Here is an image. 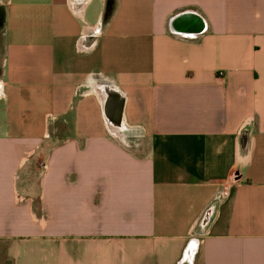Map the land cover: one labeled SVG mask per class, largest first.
<instances>
[{
  "label": "crops",
  "instance_id": "obj_1",
  "mask_svg": "<svg viewBox=\"0 0 264 264\" xmlns=\"http://www.w3.org/2000/svg\"><path fill=\"white\" fill-rule=\"evenodd\" d=\"M0 17V264H264V0Z\"/></svg>",
  "mask_w": 264,
  "mask_h": 264
},
{
  "label": "water",
  "instance_id": "obj_2",
  "mask_svg": "<svg viewBox=\"0 0 264 264\" xmlns=\"http://www.w3.org/2000/svg\"><path fill=\"white\" fill-rule=\"evenodd\" d=\"M178 19V28L184 33L188 34L191 37H195L198 34H201L206 30V24L202 16L196 13H185L184 15L177 18ZM2 20L0 17V28L3 27ZM191 254L186 253L184 258L179 264H191Z\"/></svg>",
  "mask_w": 264,
  "mask_h": 264
},
{
  "label": "built area",
  "instance_id": "obj_3",
  "mask_svg": "<svg viewBox=\"0 0 264 264\" xmlns=\"http://www.w3.org/2000/svg\"><path fill=\"white\" fill-rule=\"evenodd\" d=\"M0 91H1V87H0Z\"/></svg>",
  "mask_w": 264,
  "mask_h": 264
},
{
  "label": "bare ground",
  "instance_id": "obj_4",
  "mask_svg": "<svg viewBox=\"0 0 264 264\" xmlns=\"http://www.w3.org/2000/svg\"><path fill=\"white\" fill-rule=\"evenodd\" d=\"M196 243V242H195ZM194 245V244H193Z\"/></svg>",
  "mask_w": 264,
  "mask_h": 264
}]
</instances>
